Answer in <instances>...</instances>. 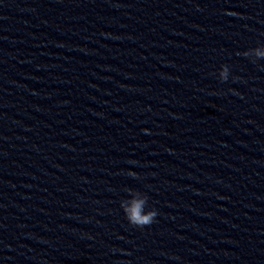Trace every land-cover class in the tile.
<instances>
[{"label":"clouds","instance_id":"obj_1","mask_svg":"<svg viewBox=\"0 0 264 264\" xmlns=\"http://www.w3.org/2000/svg\"><path fill=\"white\" fill-rule=\"evenodd\" d=\"M258 55L264 57V53H258ZM146 203L147 197L140 200H134L130 208H125V212L127 213L131 223L139 227H143L154 222V219L157 216L156 210L152 209L149 210L146 214H142L143 207Z\"/></svg>","mask_w":264,"mask_h":264}]
</instances>
